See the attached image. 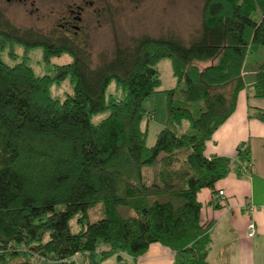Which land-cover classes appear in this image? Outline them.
I'll return each mask as SVG.
<instances>
[{"label": "trees", "instance_id": "1", "mask_svg": "<svg viewBox=\"0 0 264 264\" xmlns=\"http://www.w3.org/2000/svg\"><path fill=\"white\" fill-rule=\"evenodd\" d=\"M202 1L200 30L189 42L145 35L95 66L81 44L21 29L0 12V53L19 43L41 47L47 65L72 58L52 75H36L0 56V264H96L98 252L127 264L125 256L137 259L156 242L174 253V264H209L197 193L235 165L206 157L204 146L247 87L248 54L264 48V0ZM165 58L176 85L163 91L167 123L147 146L142 123L153 114L143 102L161 92L156 65ZM68 77L72 91L51 97L49 86ZM112 80L126 90L123 99L107 95ZM251 87L264 97V61ZM250 116L264 121L260 109ZM237 157L251 165L248 147Z\"/></svg>", "mask_w": 264, "mask_h": 264}, {"label": "rangeland", "instance_id": "2", "mask_svg": "<svg viewBox=\"0 0 264 264\" xmlns=\"http://www.w3.org/2000/svg\"><path fill=\"white\" fill-rule=\"evenodd\" d=\"M75 1L79 0H0V12L21 29H34L49 36L54 34L56 21L67 14V8ZM94 1V6H89L85 14L86 33L81 44L90 56L93 66L111 59L117 45L131 47L133 41L139 37L146 35L159 38L173 35L183 39L184 42H189L200 30L202 0H105L102 13L96 11L99 0ZM10 50L14 52V56L10 55ZM0 56L8 65L25 62L36 75H52L55 64H64L72 60L69 54H63L53 57L51 64L47 65L43 61L41 47L26 49L19 43H14L12 49L6 47ZM246 61L248 83L253 81L257 66L264 61V48L248 54ZM156 66L160 74L161 92L146 98L143 102L147 112L153 114L151 118L145 116L142 123V127L147 130V146L154 144L157 133L167 123V99L163 91L176 85L170 59H162ZM71 91L72 84L69 77L61 83H52L49 86L50 96L61 100ZM107 95L116 100L123 99L126 90L112 80L107 88ZM107 114L106 112L93 116L92 122L99 123ZM92 213L94 216L89 215V219L94 221L91 218H96L98 211ZM70 228L72 232H77L81 228V223L74 219L70 222ZM99 248L105 249V246L99 245ZM95 259L96 264H119L117 253L102 258L98 252L95 254ZM76 260L81 263L83 258L78 255ZM8 263L14 264L16 260L10 259ZM131 263L132 261L129 260L128 264Z\"/></svg>", "mask_w": 264, "mask_h": 264}, {"label": "crops", "instance_id": "3", "mask_svg": "<svg viewBox=\"0 0 264 264\" xmlns=\"http://www.w3.org/2000/svg\"><path fill=\"white\" fill-rule=\"evenodd\" d=\"M252 83L238 93L234 111L204 146L206 157H229L235 165L213 187L197 193L200 221L209 226V264H264V210L253 214L246 210L250 204L264 207V121L250 116L253 109L264 111V97L254 95ZM239 147L249 148L251 165L237 157ZM219 190L224 192L223 200L214 197ZM250 222L255 225L251 237L247 234ZM129 260L131 264H174V253L156 242L137 259L125 256L127 264Z\"/></svg>", "mask_w": 264, "mask_h": 264}, {"label": "flooded vegetation", "instance_id": "4", "mask_svg": "<svg viewBox=\"0 0 264 264\" xmlns=\"http://www.w3.org/2000/svg\"><path fill=\"white\" fill-rule=\"evenodd\" d=\"M104 3L105 0H99L96 11L102 13L105 8ZM93 4H95L94 0H79L70 4L67 8V14L62 15L55 23L56 26L53 30L55 36L64 37L78 45L82 44L86 33L85 14L89 10V6H94ZM100 4L101 7H99Z\"/></svg>", "mask_w": 264, "mask_h": 264}, {"label": "built area", "instance_id": "5", "mask_svg": "<svg viewBox=\"0 0 264 264\" xmlns=\"http://www.w3.org/2000/svg\"><path fill=\"white\" fill-rule=\"evenodd\" d=\"M214 197L218 200H223L225 198L224 192L222 190H219L218 193L216 195H214ZM257 209H263L264 210V207H258V206H254L251 204L246 207L248 214H253ZM247 230H248L247 234L249 237H251L255 234V225L253 222H250L248 224Z\"/></svg>", "mask_w": 264, "mask_h": 264}]
</instances>
